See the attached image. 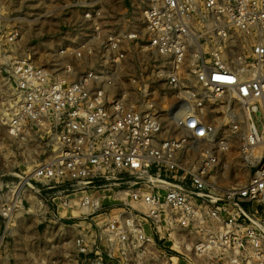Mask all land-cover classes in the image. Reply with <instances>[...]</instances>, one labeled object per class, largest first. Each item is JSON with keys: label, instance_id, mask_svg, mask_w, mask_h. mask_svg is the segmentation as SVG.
Instances as JSON below:
<instances>
[{"label": "built area", "instance_id": "obj_1", "mask_svg": "<svg viewBox=\"0 0 264 264\" xmlns=\"http://www.w3.org/2000/svg\"><path fill=\"white\" fill-rule=\"evenodd\" d=\"M143 3L142 27L71 3L47 58L6 57L0 120L44 144L0 195L6 236L27 216L75 264H264V0Z\"/></svg>", "mask_w": 264, "mask_h": 264}, {"label": "rangeland", "instance_id": "obj_2", "mask_svg": "<svg viewBox=\"0 0 264 264\" xmlns=\"http://www.w3.org/2000/svg\"><path fill=\"white\" fill-rule=\"evenodd\" d=\"M96 0H0V117L8 90L3 69L8 55L34 52L42 60L48 57L63 41L72 22L82 16V7L71 6L74 2ZM116 19H129L142 27L143 0H99ZM71 26V27H70ZM20 32L17 46L7 52V36L12 30ZM43 141L34 137L25 140L10 136L0 120V195L4 196L7 185L19 180L18 175L29 170L31 165L44 157ZM228 170L223 178L225 186L240 185L246 181L249 170L243 165L239 143L232 147ZM235 163V164H234ZM5 200L0 199V204ZM8 219L0 213V264H75L74 251L69 245L58 243L52 250L47 240H41L42 227L33 218L17 217L11 222L14 233L6 236ZM13 223V224H12ZM41 245V247H38Z\"/></svg>", "mask_w": 264, "mask_h": 264}, {"label": "bare ground", "instance_id": "obj_3", "mask_svg": "<svg viewBox=\"0 0 264 264\" xmlns=\"http://www.w3.org/2000/svg\"><path fill=\"white\" fill-rule=\"evenodd\" d=\"M236 142V144H238L239 143V139L237 138V137H235L234 138V143ZM235 164V163H234ZM243 165H244V163H243Z\"/></svg>", "mask_w": 264, "mask_h": 264}]
</instances>
